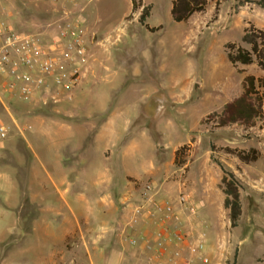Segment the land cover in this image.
<instances>
[{"label":"rangeland","instance_id":"obj_1","mask_svg":"<svg viewBox=\"0 0 264 264\" xmlns=\"http://www.w3.org/2000/svg\"><path fill=\"white\" fill-rule=\"evenodd\" d=\"M172 4L173 0H136L134 10L133 0H0V16L17 30L30 33H48L67 16L79 19L92 52L102 49L98 55L109 59L108 69L84 79L75 89L73 101L57 108L76 106L75 119L69 123L83 130H97L100 117L94 113L112 108L117 130L136 132L142 147L137 154L141 163L156 155V143L148 130L157 133L159 145L168 149V158L173 144L190 137L177 157L179 167H173L167 183L179 190L180 180L187 188L189 176L198 187L212 182L207 198L215 208L207 219L211 233L207 228L200 232L212 238L213 250L219 239L224 244L213 263L264 264V105L262 117L251 126L235 123L218 127L216 118L211 117L242 94L247 76L264 80V69L258 62L234 65L228 59L231 44L249 49L242 42L243 36L264 32V0H205L204 10L194 13L187 22L174 20ZM148 7L150 16L142 24L140 16ZM156 93L166 97L153 100L149 113L144 104ZM0 97L6 103L0 123L12 127L5 140H23L35 162L38 157L52 161V142L35 131L42 130L41 126L29 114L48 112L51 103L44 111L36 98L11 95L1 85ZM32 144L38 156L30 149ZM251 149L259 151L260 157L248 164L231 153ZM94 162L92 167L98 156ZM220 164L233 170L244 185L243 214L237 228L230 227L224 207ZM150 176L141 172L144 184L159 183L151 181ZM246 239L249 245L245 246ZM32 243L30 252L24 255L21 247L1 245L0 264H31L37 257ZM43 251L47 258L49 248ZM109 264L119 262L113 258Z\"/></svg>","mask_w":264,"mask_h":264},{"label":"crops","instance_id":"obj_2","mask_svg":"<svg viewBox=\"0 0 264 264\" xmlns=\"http://www.w3.org/2000/svg\"><path fill=\"white\" fill-rule=\"evenodd\" d=\"M100 51L102 49L93 53L94 58L82 81L89 76L97 77L103 68L108 69L109 59L102 57V53L99 56ZM164 97L156 93L144 104L145 109L151 113V102L163 101ZM36 99L45 111L48 104L41 98ZM68 102L71 101L61 99L51 103L48 112H29L42 129L35 131L52 142L55 153L52 161L38 157L39 161L35 162L23 140L16 141L12 137L0 142V246L21 247L24 255L30 252L33 241L37 257L31 264H109L113 258L119 264H151L148 244L157 231L156 220L147 215L135 216L145 185L141 172L151 175V181L159 182L153 183L159 199L169 196L176 202L179 190L167 182L173 167H179L177 151L190 137L173 144L168 158V149L159 145L157 133L148 130L147 134L156 143V155L141 163L137 154L142 147L136 132L117 130L112 108L94 113L93 116L100 117L97 130H83L69 123L75 119L76 106L57 108ZM5 106L0 97V119ZM30 147L37 155L34 145ZM96 156L98 162L92 167ZM189 180L186 192L198 207V216L189 221L184 214L182 228L195 235L201 230L211 233L207 219L215 208L207 198L213 184L209 182L198 187L193 176H189ZM207 236L205 234L207 253L213 255L212 260L217 259L221 250H213L212 238ZM131 238L138 239L137 246L130 244ZM247 240H244L245 246L249 245ZM45 247L49 248L47 258L43 255ZM219 262L222 264L219 260L216 264Z\"/></svg>","mask_w":264,"mask_h":264},{"label":"built area","instance_id":"obj_3","mask_svg":"<svg viewBox=\"0 0 264 264\" xmlns=\"http://www.w3.org/2000/svg\"><path fill=\"white\" fill-rule=\"evenodd\" d=\"M93 58L79 19L67 16L50 33H30L17 30L0 16V85L11 95L41 98L45 104L72 101ZM11 131V125L0 123V142ZM179 182L176 202L159 199L153 183L144 185L135 216L147 215L157 225L154 239L148 244V260L151 264H211L205 234L195 235L182 228L184 214L193 221L198 207L186 192L185 181ZM130 244L137 246L138 239L131 238ZM222 247L219 239L217 249Z\"/></svg>","mask_w":264,"mask_h":264},{"label":"trees","instance_id":"obj_4","mask_svg":"<svg viewBox=\"0 0 264 264\" xmlns=\"http://www.w3.org/2000/svg\"><path fill=\"white\" fill-rule=\"evenodd\" d=\"M134 10L136 0H133ZM205 0H173L172 16L176 22H187L190 17L204 10ZM150 7L145 8L140 16V22L145 24L149 14ZM153 30V29H151ZM242 42L249 45L245 48L240 45L231 44L228 51V59L234 64L251 65L258 62L264 69V32L255 34L248 32ZM244 91L242 94L227 103L220 114H212L215 117L218 127H226L231 124L241 123L247 126L253 125L263 115L264 105V80L255 76H247L244 79ZM184 147L177 151L176 159L184 152ZM242 163H251L259 159L260 153L256 149L245 151H232ZM223 175L221 178V187L225 195L224 207L228 211L230 227L237 228L239 226L243 205L241 199V190L244 187L241 180L233 170L224 164H220ZM232 264H236L233 262Z\"/></svg>","mask_w":264,"mask_h":264}]
</instances>
